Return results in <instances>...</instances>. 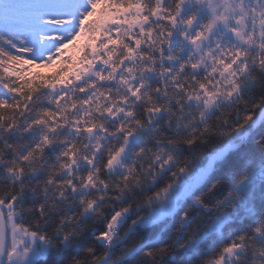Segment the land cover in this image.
Wrapping results in <instances>:
<instances>
[{
    "label": "snow or ice",
    "instance_id": "obj_1",
    "mask_svg": "<svg viewBox=\"0 0 264 264\" xmlns=\"http://www.w3.org/2000/svg\"><path fill=\"white\" fill-rule=\"evenodd\" d=\"M0 264H264V0H0Z\"/></svg>",
    "mask_w": 264,
    "mask_h": 264
},
{
    "label": "trees",
    "instance_id": "obj_2",
    "mask_svg": "<svg viewBox=\"0 0 264 264\" xmlns=\"http://www.w3.org/2000/svg\"><path fill=\"white\" fill-rule=\"evenodd\" d=\"M43 71H49V70H43Z\"/></svg>",
    "mask_w": 264,
    "mask_h": 264
}]
</instances>
